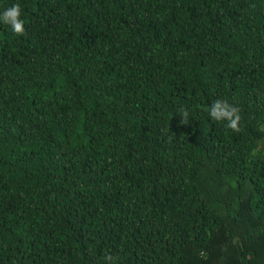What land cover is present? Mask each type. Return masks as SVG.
I'll return each mask as SVG.
<instances>
[{
  "label": "trees",
  "instance_id": "16d2710c",
  "mask_svg": "<svg viewBox=\"0 0 264 264\" xmlns=\"http://www.w3.org/2000/svg\"><path fill=\"white\" fill-rule=\"evenodd\" d=\"M13 4L0 264H264V0Z\"/></svg>",
  "mask_w": 264,
  "mask_h": 264
},
{
  "label": "clouds",
  "instance_id": "9594fccd",
  "mask_svg": "<svg viewBox=\"0 0 264 264\" xmlns=\"http://www.w3.org/2000/svg\"><path fill=\"white\" fill-rule=\"evenodd\" d=\"M21 8L19 4H13L11 7L7 8L0 14V21L10 25L12 31L17 35H23L25 32L24 21L20 18ZM209 116L213 120L217 121H227L226 127L234 130L240 131L239 122L241 116L239 115V109L235 106L230 105L227 101L219 100L213 102L211 107L208 109ZM181 120L179 123L188 124V113L187 111L181 110ZM105 261H113L111 255H106L104 257Z\"/></svg>",
  "mask_w": 264,
  "mask_h": 264
}]
</instances>
